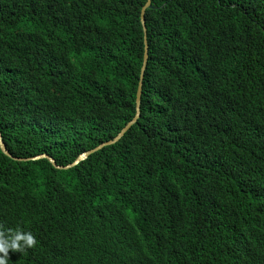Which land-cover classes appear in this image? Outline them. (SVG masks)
Returning <instances> with one entry per match:
<instances>
[{
	"label": "trees",
	"instance_id": "trees-1",
	"mask_svg": "<svg viewBox=\"0 0 264 264\" xmlns=\"http://www.w3.org/2000/svg\"><path fill=\"white\" fill-rule=\"evenodd\" d=\"M147 1L0 0L8 264H264V0Z\"/></svg>",
	"mask_w": 264,
	"mask_h": 264
},
{
	"label": "water",
	"instance_id": "water-1",
	"mask_svg": "<svg viewBox=\"0 0 264 264\" xmlns=\"http://www.w3.org/2000/svg\"><path fill=\"white\" fill-rule=\"evenodd\" d=\"M151 2H152V0H148L146 5L142 9V12H141V22H142L143 30H144L145 33L147 32L146 21H145V13H146L147 10L154 8L152 6ZM145 47H146V49H145V54H144L143 67L141 69V77L142 78H140L141 84H140V88H139L138 99L135 100L136 115L125 127H123L121 129V132L118 134V136L115 139H113V141L106 142V143L102 144L101 146H99L98 148H96V149H94V150H92V151H90L88 153H85V154L79 156L71 165L66 166V167L57 166V164L55 163V161L53 159H50V158H48L45 155L37 157L36 159L45 158V159L49 160L51 162V164H53V166L56 167V169L65 170V169L71 168L73 166H76L79 163H82V162L86 161L87 158L90 155H93L94 153H97V152L101 151L104 148L114 146L119 140H121L123 138L124 134L128 131L129 127L131 125H133L136 122V120H138L139 115H140L141 98L143 97V82H144V79H145V73H146V70L148 68V62H149V59H150V53H148L149 52V48H148L146 43H145ZM0 145L2 147V151L6 152L5 147L3 146L2 142H1V135H0ZM32 160H34V159H32Z\"/></svg>",
	"mask_w": 264,
	"mask_h": 264
},
{
	"label": "clouds",
	"instance_id": "clouds-1",
	"mask_svg": "<svg viewBox=\"0 0 264 264\" xmlns=\"http://www.w3.org/2000/svg\"><path fill=\"white\" fill-rule=\"evenodd\" d=\"M146 34V33H145ZM145 43L147 44L148 46V41H147V36H145ZM149 48V46H148ZM146 49V47H145ZM149 53V52H148ZM141 84V83H140ZM143 98V97H142ZM142 98H141V102H142ZM136 100V99H135ZM140 114H141V107H140ZM135 115H136V104H135ZM134 115V117H135ZM133 117V118H134ZM132 118V119H133ZM139 118H140V115H139ZM138 118V119H139ZM131 119V120H132ZM130 120V121H131ZM130 121H128L126 124L123 125V127H125ZM138 121V120H136ZM136 123V122H135ZM134 123V124H135ZM133 124V125H134ZM131 125L129 127V129L133 126ZM122 127V128H123ZM121 128V129H122ZM128 129V131H129ZM127 131V132H128ZM121 132V131H120ZM119 132V133H120ZM126 132V133H127ZM118 133V134H119ZM125 133V134H126ZM124 134V135H125ZM0 135H1V132H0ZM118 136V135H117ZM116 136V137H117ZM115 137V138H116ZM124 137V136H123ZM113 138V139H115ZM113 139L111 141H113ZM123 139V138H122ZM121 139V140H122ZM121 140H119L118 142H120ZM1 142L3 144V141H2V137H1ZM109 142V141H108ZM117 142V143H118ZM4 146V144H3ZM5 147V146H4ZM98 148V147H97ZM0 149L2 150V147L0 145ZM96 149V148H95ZM6 150V148H5ZM2 153L5 155V156H8V153H7V150L6 152H3ZM81 156V155H80ZM79 157V156H78ZM40 159V158H39ZM35 160V159H34ZM37 244V240L36 238L34 237V235L30 232V231H22L20 230L19 228L13 230V229H8L7 230V233H5L4 231H0V264H8V260H9V256H8V253L10 250L14 251V252H19V253H22L24 252L26 249H29V248H32L34 247L35 245Z\"/></svg>",
	"mask_w": 264,
	"mask_h": 264
}]
</instances>
